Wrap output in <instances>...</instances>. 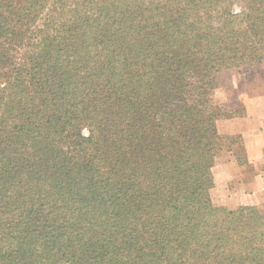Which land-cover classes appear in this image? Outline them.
<instances>
[{
  "label": "trees",
  "instance_id": "1",
  "mask_svg": "<svg viewBox=\"0 0 264 264\" xmlns=\"http://www.w3.org/2000/svg\"><path fill=\"white\" fill-rule=\"evenodd\" d=\"M263 64L264 0H0V264H264L211 98Z\"/></svg>",
  "mask_w": 264,
  "mask_h": 264
},
{
  "label": "rangeland",
  "instance_id": "2",
  "mask_svg": "<svg viewBox=\"0 0 264 264\" xmlns=\"http://www.w3.org/2000/svg\"><path fill=\"white\" fill-rule=\"evenodd\" d=\"M238 9L239 7L233 6L234 12H237ZM217 82L218 87L211 92V98L217 104H237L239 102L243 104L246 95L254 96V94L264 92V64L225 70L218 75ZM83 134L86 136L87 132L85 131ZM235 156L232 157L229 153H223L215 162V170L213 168L214 176L218 181L213 183V190L215 189V195H212L213 204L216 207L224 208L226 211H232L221 205L227 200L226 192L230 193L227 196L229 199L234 198L236 200L244 190L242 186H248L251 176L254 174L250 165L245 163L244 154ZM220 165H223L224 168L221 167V169ZM227 175L232 178L228 184L225 182ZM255 206L264 211V201Z\"/></svg>",
  "mask_w": 264,
  "mask_h": 264
},
{
  "label": "crops",
  "instance_id": "3",
  "mask_svg": "<svg viewBox=\"0 0 264 264\" xmlns=\"http://www.w3.org/2000/svg\"><path fill=\"white\" fill-rule=\"evenodd\" d=\"M243 105L244 115L242 117L217 122V130L220 135L241 138L245 151L244 161L250 165L254 172L248 186H242L244 190L236 200L229 199L227 196L230 193L226 192L227 200L221 205L230 210L241 206H255L264 201V92L254 94V96L246 95ZM221 167L224 168L223 165H220ZM213 168L212 181L215 184L216 176H214ZM230 179H232L231 176L225 177L226 184L230 183ZM212 195H215V189L212 190Z\"/></svg>",
  "mask_w": 264,
  "mask_h": 264
}]
</instances>
